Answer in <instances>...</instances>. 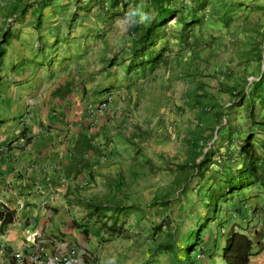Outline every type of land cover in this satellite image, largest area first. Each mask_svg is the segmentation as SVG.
I'll use <instances>...</instances> for the list:
<instances>
[{
    "label": "rangeland",
    "instance_id": "obj_1",
    "mask_svg": "<svg viewBox=\"0 0 264 264\" xmlns=\"http://www.w3.org/2000/svg\"><path fill=\"white\" fill-rule=\"evenodd\" d=\"M13 1L0 0V40L5 33L19 31L16 23L20 21L25 27L23 31H30L38 38L40 54L46 53L48 62L55 60L60 64L64 56L71 55L85 66L97 64V58L88 57L90 50L99 53L104 37L107 46L104 54L109 53L112 60L107 62L116 66L112 67L113 78L107 89L117 94L120 107L115 104L110 118L113 124L106 129L108 139L117 144L111 155H118L116 162L120 168V187L114 195L120 204L136 207L120 216L122 232L109 241H101L94 255L85 254V262L94 263L105 255L106 264L125 245L127 252L123 259L129 258L135 264H185L182 255L186 235L205 215L204 195L210 172L223 167L240 168L249 156L264 151V103L253 98L254 113L250 119L248 98L239 99V95L222 89L226 88L222 85L233 86L236 92L243 88L247 95L250 83L264 69V60L257 58L258 53L264 57V0H206L203 5L201 2L196 12L202 23L187 26L186 42L180 40L179 34L183 22H190L192 6L198 3L172 0L170 8L177 10L178 17L166 23L165 38L159 39L160 45L164 42L166 45L163 57L152 69L129 74L122 65L133 39L128 32V21L132 16L141 22L153 18L156 11L150 0H132L126 6V16L115 14L109 0H68L62 4L68 5V9L42 13L46 22L41 30L34 27L37 18L30 12L31 6L26 7L38 0H23L16 13L11 14ZM52 22H60L62 29L56 32V40L48 42L54 37ZM60 36L64 40L59 44ZM197 83L204 86L199 93L211 94L214 101L208 102L218 104L215 108L208 107L205 113L213 129L205 130V134L211 132V137L201 140L199 145L204 151L212 145L213 156L203 180L185 165L191 161L187 138L200 125L199 107L187 105L185 95ZM152 89L159 90L158 94L151 93ZM216 110L222 112L219 121L214 116ZM183 173L187 178L180 181ZM100 191L108 192L109 188L104 186ZM165 194L170 205L152 202L154 196ZM167 217L173 220L174 240L170 248L162 249L160 246L169 230L163 227L154 232L152 228ZM231 228L249 235L254 230L264 234V188L260 182L220 203L206 229L210 235L206 244L199 242L193 253L196 262L203 258V264L219 263L220 250L214 252V240ZM250 264H264V247L255 252Z\"/></svg>",
    "mask_w": 264,
    "mask_h": 264
},
{
    "label": "crops",
    "instance_id": "obj_2",
    "mask_svg": "<svg viewBox=\"0 0 264 264\" xmlns=\"http://www.w3.org/2000/svg\"><path fill=\"white\" fill-rule=\"evenodd\" d=\"M41 1L45 0L26 6L37 18V30L46 22L42 13L69 8L62 5L68 0H51L37 16ZM21 2L14 0L9 12L16 13ZM22 23H16L19 31L10 35L0 58V211L15 215L10 223L0 219V264H22L14 254H26L38 245L45 256L75 247L82 254V264H104L105 255L94 263L83 257L94 255L101 241L119 234L110 236L87 223L83 205L93 197L120 203L114 195L120 176L118 155H111L117 144L106 136L118 100L107 89L116 66L109 64L111 55L104 54V37L99 53L90 50L88 57L97 58V64L82 66L71 55L60 64L48 62L46 53L40 54L38 38L23 31ZM50 25L54 37L48 42L56 40L62 29L60 22ZM57 40L60 44L64 37ZM106 99L107 108L99 110ZM104 186L108 192L100 191ZM126 252L125 245L119 247L106 264H133L123 259Z\"/></svg>",
    "mask_w": 264,
    "mask_h": 264
},
{
    "label": "trees",
    "instance_id": "obj_3",
    "mask_svg": "<svg viewBox=\"0 0 264 264\" xmlns=\"http://www.w3.org/2000/svg\"><path fill=\"white\" fill-rule=\"evenodd\" d=\"M132 0H109V6L115 10V14L126 16V6ZM172 0H150V3L155 8V15L153 18L148 19L146 22H141L137 17L132 16L128 21V32L133 36L131 45L128 50L127 57L122 61L125 65V71L127 74L136 71L141 72L147 68L152 69L159 60L163 57L165 52V42L160 45L159 39H164V27L166 23L173 18L178 17V12L175 8H170V2ZM200 1V2H199ZM206 0H197V6H192V14L190 16V22H183L182 31L179 34L181 41H187V34L185 30L188 25H192L194 22L202 23L201 18L197 16V10L201 8L199 6L202 2L204 4ZM51 0H45L39 2L37 7V16L44 5H48ZM120 9V10H119ZM40 21V18H38ZM179 19H182L180 16ZM10 35L5 33L0 40V58L4 55V45L8 42ZM258 59H263L261 54L258 53ZM128 59V60H126ZM112 62V60L110 61ZM250 91L245 93L242 88L235 91L233 86H224L226 88L223 91H229L232 95H239V99L248 98L249 118L253 117V98H259L264 103V69L257 80L252 81ZM204 86L202 83H197L195 89L187 91L185 96L188 98L187 105L190 107H199L197 119L200 125L190 132V137L187 138V143L190 146V159L191 161L185 163L189 169H193L192 173L200 177L201 180L205 179V173L208 171V164L212 160L213 150L212 145L209 146L207 151L201 150L200 141L211 137V132L205 134L206 129H213L211 119L208 118L205 113L208 107L215 108L217 103H210L208 100H212L213 96L207 92H200ZM214 116L217 121L222 116L221 110H216ZM259 122V121H258ZM262 123V122H261ZM145 161H148L147 159ZM185 167V166H184ZM187 178L186 173L180 178V181ZM210 182L206 185L204 207H206L205 215L203 219L196 224V228L189 231L185 239V248L183 257L185 264H196L194 256L195 250L197 251L199 242H206V239L210 236L206 232L209 222L212 217L217 214L220 203L228 200L234 193H241L245 188L252 187L257 182L264 188V151L254 153V156H249L247 160L240 168L223 167L219 171H211L208 178ZM260 179V181H259ZM118 188L120 183L116 184ZM165 194L162 197L154 196L152 202L155 204H161L163 206L170 205V201H167ZM134 205L116 204L115 202L100 198L93 197L88 199L83 205L84 213L87 223L91 222L100 232H105L110 236L120 234L122 232L123 220L120 219L122 214H126L130 209H134ZM15 215L11 210L0 211V219L2 223H10L14 220ZM172 219L167 217L163 223L156 224L152 230L157 232L163 227H167L169 233L166 234V240L164 244H161L162 249H168L174 240V234L171 228ZM264 234L259 230H254L251 234L245 233L243 230H236L231 228L227 231H223L221 236L214 240V252L220 250L221 261L217 264H250L251 257L258 249L264 247ZM206 244V243H205ZM202 254L203 248L199 250ZM203 258L199 260V264H203ZM197 263V264H198Z\"/></svg>",
    "mask_w": 264,
    "mask_h": 264
},
{
    "label": "built area",
    "instance_id": "obj_4",
    "mask_svg": "<svg viewBox=\"0 0 264 264\" xmlns=\"http://www.w3.org/2000/svg\"><path fill=\"white\" fill-rule=\"evenodd\" d=\"M108 100L101 102L99 110H104ZM44 248L41 245L35 248L31 247L26 254L16 252L14 257L19 263L24 264H82V254L75 247L69 248L65 253L46 255L43 253Z\"/></svg>",
    "mask_w": 264,
    "mask_h": 264
}]
</instances>
